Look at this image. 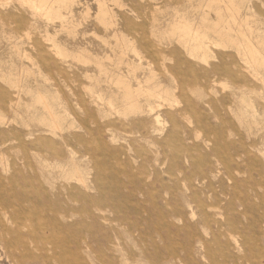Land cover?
Wrapping results in <instances>:
<instances>
[{"label":"rangeland","instance_id":"1","mask_svg":"<svg viewBox=\"0 0 264 264\" xmlns=\"http://www.w3.org/2000/svg\"><path fill=\"white\" fill-rule=\"evenodd\" d=\"M50 1L0 0V264H264V0Z\"/></svg>","mask_w":264,"mask_h":264},{"label":"bare ground","instance_id":"2","mask_svg":"<svg viewBox=\"0 0 264 264\" xmlns=\"http://www.w3.org/2000/svg\"><path fill=\"white\" fill-rule=\"evenodd\" d=\"M5 1V0H4ZM10 1V0H9ZM18 2V1H17ZM20 2V1H19ZM213 4L217 5L218 8H217V13L219 15H221L220 13L222 11H224L225 13L227 12H231L232 11V2L227 0V1H223V0H214L212 1ZM30 5H31V8L33 10H36V11H40V12H43V13H47V14H50L52 11H53V8H51V1L50 0H31L30 2ZM33 12V11H32ZM36 12H34L35 14ZM33 14V13H32ZM40 14V13H39ZM42 14V13H41ZM103 14H106V12L103 10ZM38 15V14H37ZM36 17V16H35ZM42 17V16H41ZM221 18V16H219ZM226 23V22H225ZM229 25V24H228ZM234 26L237 27L236 24H234ZM214 27L218 28V30L215 32V34H217L219 37L221 36H229L230 33H224V31L226 30L224 28L223 25H220L219 23L215 24ZM227 27V26H226ZM229 27V26H228ZM227 27V29H228ZM231 27V26H230ZM229 27V28H230ZM176 29L180 32V36L184 37V39H186V41L184 42V47H188L189 45H191V48L193 49L196 48L197 50H200L201 47H203L206 43H204V40H206L208 37L206 36V33H200L198 34L197 32L196 33H193L191 28H189L188 26L184 25V24H179L178 26H176ZM229 30V29H228ZM227 30V31H228ZM229 32V31H228ZM239 36L243 37V32L240 31V32H236ZM256 38V37H255ZM259 37L257 36V43L254 45L252 44V42L248 39H246V45H245V48L247 49V51L249 52V56L250 58L253 60V62L255 63V66H259L260 64L264 65V52L262 51V44H261V41L258 39ZM190 42H192L193 44H190ZM222 46H223V43H221ZM236 46L238 47H241V43L240 42H235ZM193 45V46H192ZM220 46V45H219ZM244 51V50H243ZM141 54V53H140ZM139 58V57H138ZM78 59V58H77ZM245 70V69H244ZM249 72V71H247ZM116 73V72H115ZM133 73V72H131ZM32 74V73H31ZM136 75V74H135ZM250 75V74H249ZM251 76V75H250ZM132 77V76H131ZM253 78V77H252ZM122 81V80H121ZM262 83V81H261ZM122 88H123V92H124V95H123V100H124V104L125 106H127V108H129L128 110H134L136 109V105L133 104V102L135 101V93L133 94V92H131V89L129 87V84H124V83H120ZM144 86V85H143ZM121 88V87H120ZM131 89V90H130ZM161 89V88H160ZM143 90V89H142ZM19 91V90H18ZM17 91V92H18ZM137 93H139L137 91ZM40 94V93H39ZM149 97H152L153 93H147ZM91 94H89L90 96ZM139 97L140 95L137 94ZM41 96V94H40ZM122 96V95H121ZM155 97V96H154ZM175 97V96H174ZM90 98V97H89ZM93 98V97H92ZM48 99V98H47ZM139 99V98H137ZM144 99V98H143ZM145 101V100H144ZM39 103H42L43 104V107H44V110L46 112V118L45 116H42L41 118H39V121L40 123L42 124H45V123H50V127L53 128V129H58L59 128V123L61 122V118L59 116L56 115V113H54V111L52 110V107H50L49 105H47L45 102L46 100L44 98H40L38 100ZM160 102V101H159ZM153 104V102H151ZM141 104H142V101H141ZM156 104V103H155ZM144 105V103H143ZM138 106V105H137ZM160 106V104H159ZM162 106V104H161ZM148 107V106H147ZM166 106H164L165 108ZM155 108V107H154ZM163 108V107H162ZM167 108V107H166ZM169 108V107H168ZM147 110V109H146ZM162 110V109H161ZM145 111V110H144ZM152 111V110H151ZM158 111H160L159 107H158ZM155 111H153L154 113ZM137 113V112H136ZM156 113V112H155ZM159 113V112H158ZM148 114H151L148 113ZM160 114V113H159ZM150 116V115H149ZM161 116V115H160ZM153 117V116H152ZM148 118V117H146ZM159 120L157 118H155V123H160L158 122ZM16 131V130H15ZM51 133V132H50ZM46 140H48L46 138ZM66 144V143H65ZM95 144V143H94ZM66 146V145H65ZM65 148V147H64ZM55 151V150H54ZM61 151V150H60ZM69 151V150H68ZM71 151V150H70ZM69 151V152H70ZM47 152V151H46ZM56 152V151H55ZM57 156V155H56ZM73 162V161H72ZM76 173L78 174L77 172V169L75 170ZM74 171V173H75ZM80 180V178H79ZM104 212V211H103ZM194 219V218H193ZM106 221V220H105ZM224 240V239H223Z\"/></svg>","mask_w":264,"mask_h":264}]
</instances>
